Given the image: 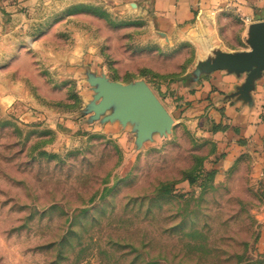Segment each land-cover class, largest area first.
I'll list each match as a JSON object with an SVG mask.
<instances>
[{"label": "rangeland", "instance_id": "1", "mask_svg": "<svg viewBox=\"0 0 264 264\" xmlns=\"http://www.w3.org/2000/svg\"><path fill=\"white\" fill-rule=\"evenodd\" d=\"M54 2L37 28L53 68L40 48L28 93L0 103V264H264V149L173 109L196 46L104 3ZM98 77L146 82L171 129L141 140L115 106L97 112Z\"/></svg>", "mask_w": 264, "mask_h": 264}, {"label": "crops", "instance_id": "2", "mask_svg": "<svg viewBox=\"0 0 264 264\" xmlns=\"http://www.w3.org/2000/svg\"><path fill=\"white\" fill-rule=\"evenodd\" d=\"M87 2L143 16L160 44L186 40L196 46L197 67L173 86L189 103L173 109L206 119L207 127L220 125L210 132L214 137L264 149V68L243 65L241 59L252 51L254 31L264 25V0H67L66 4ZM54 3L0 0V103L7 95L17 98L28 93L23 70L38 71L40 42L49 41L47 36L37 38L38 18L45 12L48 26ZM42 50L53 68V46Z\"/></svg>", "mask_w": 264, "mask_h": 264}, {"label": "water", "instance_id": "3", "mask_svg": "<svg viewBox=\"0 0 264 264\" xmlns=\"http://www.w3.org/2000/svg\"><path fill=\"white\" fill-rule=\"evenodd\" d=\"M243 65L256 64L264 68V25L261 30L254 31L252 51L241 56ZM100 101L96 111L115 106L110 118H118L123 123L137 121L139 139L147 138L153 131L164 133L173 125V117L144 81L124 84L108 81L103 77L96 78Z\"/></svg>", "mask_w": 264, "mask_h": 264}]
</instances>
